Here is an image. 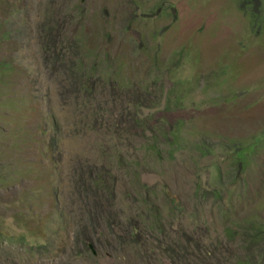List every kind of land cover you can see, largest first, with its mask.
<instances>
[{"label":"rangeland","instance_id":"rangeland-1","mask_svg":"<svg viewBox=\"0 0 264 264\" xmlns=\"http://www.w3.org/2000/svg\"><path fill=\"white\" fill-rule=\"evenodd\" d=\"M85 237L98 264H264V30L237 0H0V264H93Z\"/></svg>","mask_w":264,"mask_h":264},{"label":"trees","instance_id":"trees-1","mask_svg":"<svg viewBox=\"0 0 264 264\" xmlns=\"http://www.w3.org/2000/svg\"><path fill=\"white\" fill-rule=\"evenodd\" d=\"M171 6V5H170ZM237 7L242 10V12L244 14H246L247 18H248V22L251 26V28L255 31V32H259L261 30H264V0H237ZM77 39V38H76ZM78 41L81 40L77 39ZM85 56L86 53L80 52L78 55L75 56V58H73V60L71 61L70 64V68L72 67V75L75 71H80L82 70V65H84V60H85ZM97 63V60H92V65L93 67L95 66L94 64ZM169 131H171L173 133V129L170 128ZM168 131V132H169ZM240 147L237 145V147L232 148L233 153H235V157L234 159L237 161L238 164V168L242 167L241 164V160H240ZM94 183H99L101 182V178L98 177V175H94L92 177ZM206 193V190L203 192ZM153 208L155 209L154 212L156 215H153L151 220H152V229L157 231L160 230L164 225L162 224V213H160L158 206L156 203H154ZM144 215L141 214V221L142 224H138V222H136L135 224H132L130 227V231L136 236L134 242H136V244H139V241L141 240V238H139V233L141 232V226H146L147 223L146 221H148V218H146ZM142 226V227H143ZM113 231L117 232L119 231L120 233L123 232V229L121 226L117 225L115 228H113ZM257 238H259L258 234L256 232H253L249 235V241L254 243ZM91 242L93 244V240L91 237H85L84 239L80 240V244L82 245V247L87 250V243ZM140 249L142 250H146L147 247H145L144 243H141ZM174 249V248H173ZM97 252H95V254H92V252H90V256L93 257V264H98L97 262ZM163 256L161 257L159 263L161 264H175L176 263V259L173 257H167L166 255L162 254ZM172 255V254H171ZM185 257V256H184ZM237 262L241 263V264H248V262L251 260L250 258L245 262L244 259L240 258V255L237 256ZM207 264V263H204ZM250 264H257V260L253 259L250 261Z\"/></svg>","mask_w":264,"mask_h":264},{"label":"water","instance_id":"water-1","mask_svg":"<svg viewBox=\"0 0 264 264\" xmlns=\"http://www.w3.org/2000/svg\"><path fill=\"white\" fill-rule=\"evenodd\" d=\"M87 246L90 248V251L92 252V254L94 253L93 248L91 247L90 243L87 244Z\"/></svg>","mask_w":264,"mask_h":264}]
</instances>
